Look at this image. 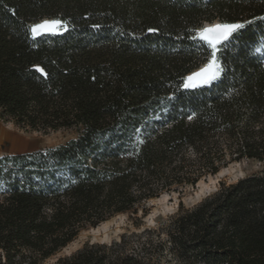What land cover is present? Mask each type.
Here are the masks:
<instances>
[{"label":"trees","instance_id":"obj_1","mask_svg":"<svg viewBox=\"0 0 264 264\" xmlns=\"http://www.w3.org/2000/svg\"><path fill=\"white\" fill-rule=\"evenodd\" d=\"M42 19L67 30L34 38ZM214 21L243 25L219 52L223 77L186 89ZM262 42L264 0H0L1 118L77 133L0 162V264H43L87 227L263 161ZM221 186L181 209L166 243L124 237L55 264H264V172Z\"/></svg>","mask_w":264,"mask_h":264},{"label":"rangeland","instance_id":"obj_2","mask_svg":"<svg viewBox=\"0 0 264 264\" xmlns=\"http://www.w3.org/2000/svg\"><path fill=\"white\" fill-rule=\"evenodd\" d=\"M44 20L52 19L39 20L32 24V27L38 23H42ZM215 24L220 23L218 21L212 23L203 22L202 28L211 27ZM200 30L197 32V40L208 48V54L203 57L201 65H199L194 72L205 67L212 58V48L206 41L200 39ZM62 31H64V29H60L56 34ZM48 34L51 33H43L38 36ZM232 36H230L227 41H223L217 46V61L222 69L223 66L220 61L219 52L222 47L231 44ZM256 53L264 54V42L257 47ZM223 74L222 71L216 80L197 87H209L212 83L219 81L223 77ZM197 87L187 89H194ZM0 129L5 132L6 137L3 143L0 144V162L15 156L34 154L38 151L59 147L67 144L70 139L77 137V133L73 130H50L48 132H43L37 130L33 131L29 128L24 129L20 126L17 127L12 120L1 118V116ZM263 172L264 160L258 162L245 159L241 162L228 163L227 166L220 168L218 174L203 177L195 186H185L178 190L166 191L160 197L150 199L144 203V206L137 213L117 214L101 223V225L96 228H85V230L81 231L76 239L69 243L64 250L58 251L54 257L46 260L43 264H55L59 259L70 257L77 251L82 250L87 244L112 245L121 242L124 237H127L130 242L129 248L139 243L150 242V240L155 244L159 242L166 243L169 239V235H167L169 227L173 218L181 209L187 210L197 207L203 200L217 193L222 187L221 184L229 186V184L236 183L239 180L245 179V177L260 175ZM4 189L5 187L3 186L2 179H0V197H2Z\"/></svg>","mask_w":264,"mask_h":264},{"label":"snow or ice","instance_id":"obj_3","mask_svg":"<svg viewBox=\"0 0 264 264\" xmlns=\"http://www.w3.org/2000/svg\"><path fill=\"white\" fill-rule=\"evenodd\" d=\"M242 27L243 25L241 24H215L200 30V39L206 41L212 48V58L205 67L200 68L199 71H195L185 78L184 88H193L202 84L206 85L220 76L223 69L217 61V46L223 41H227L234 32ZM60 29L67 30V26L62 21L56 19L44 20L42 23L34 25L31 28V33L35 37L43 33L56 34ZM38 70L43 71L42 69Z\"/></svg>","mask_w":264,"mask_h":264},{"label":"bare ground","instance_id":"obj_4","mask_svg":"<svg viewBox=\"0 0 264 264\" xmlns=\"http://www.w3.org/2000/svg\"><path fill=\"white\" fill-rule=\"evenodd\" d=\"M5 139H6L5 132L0 129V144H2Z\"/></svg>","mask_w":264,"mask_h":264},{"label":"water","instance_id":"obj_5","mask_svg":"<svg viewBox=\"0 0 264 264\" xmlns=\"http://www.w3.org/2000/svg\"><path fill=\"white\" fill-rule=\"evenodd\" d=\"M65 249V248H64ZM64 249H62V250H64Z\"/></svg>","mask_w":264,"mask_h":264}]
</instances>
